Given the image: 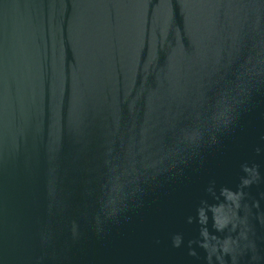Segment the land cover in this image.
<instances>
[{"label": "water", "instance_id": "1", "mask_svg": "<svg viewBox=\"0 0 264 264\" xmlns=\"http://www.w3.org/2000/svg\"><path fill=\"white\" fill-rule=\"evenodd\" d=\"M0 264H264V0H0Z\"/></svg>", "mask_w": 264, "mask_h": 264}]
</instances>
